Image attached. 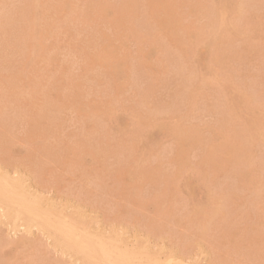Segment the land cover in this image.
I'll return each mask as SVG.
<instances>
[{
	"label": "rangeland",
	"instance_id": "rangeland-1",
	"mask_svg": "<svg viewBox=\"0 0 264 264\" xmlns=\"http://www.w3.org/2000/svg\"><path fill=\"white\" fill-rule=\"evenodd\" d=\"M67 1L68 0H39V1L35 0V2H34L33 0H14V1L13 0H0V6H1L0 7V44H1L0 45V69H1L0 70V96L3 94L22 96V95H25L28 93H32L35 95H40V94L44 95L45 94V95H48L49 97H52V96H59L61 98L66 97L67 102L65 103V105L67 107L65 108V110H72V109L73 110H79V112H80V120L79 121H80L81 126L86 124L88 126H94V127H98V126L111 127L113 130L112 131L113 135H115L114 137H116L117 140H119V141L121 140L122 142H125V143H127V145H129L128 153L129 154L133 153L135 155L134 158H137V157L140 158L139 156H140L141 152L152 154V157L157 158L159 160H169L171 158L172 161L170 160V164L173 166H176L174 168L176 170V178H175L174 182L176 184H182V185L184 184L187 186V188L189 186L192 190V196H193L192 197V200H193L192 213H193V215L201 216L203 214V213H200L196 210V205L199 204L200 202H202L203 200L207 201V199L204 197L205 194L209 196V198H208L209 202H213L212 197L210 195L211 193H212V195H215L219 192V195L225 196V197H223V201H235L237 199V197H235V196L240 195V197L237 199V201L240 203L238 208L235 210L225 211L224 213L237 216V222L234 225L237 228V233L239 236V245L241 246L242 250L245 253H247L248 248L250 246V248H252V253H253V249H255V252H256V257H255L256 261L255 262H256V264H264V185H263L264 184V99H262V98H264V82H263L264 81V77H263L264 76L263 75V73H264V59L263 58L260 59V57H262V53L264 54V51H263L264 50V39H262V38H264V36H263V33H264V30H263V28H264V0H253L256 3L253 2L252 0L251 1L247 0L244 2H241L242 0H239L240 2L238 0H134L135 2L133 0H115V1L114 0H89V1L88 0H77V2H76V0H73V1L70 0L68 2ZM120 1H122V3ZM36 2L38 3V5ZM114 2H115V4H114ZM180 2H183V3H180ZM207 2H209V3L214 2L213 5L211 3L210 6H212V9H214L213 11H215L216 13L215 12L213 13V11L210 10L211 9L210 6H209V8L206 7L209 4ZM236 2H237V4H236ZM33 3L35 4L34 5L35 8L33 6ZM97 3H101V4H97ZM116 3H117V6H116ZM132 3H134V4H132ZM153 3H155V4H153ZM245 3H247V4H245ZM44 4H45V6H44ZM62 4L64 6H62ZM162 4H163V6H162ZM200 4H202V5H200ZM39 5H40V7H39ZM68 5L70 8L68 7ZM133 5L135 6L136 9L133 8L134 7ZM196 5H197V7H196ZM236 5H238V6H236ZM240 5H242V7H239ZM251 5H252V7L254 5L253 8H255V9L251 8ZM122 7H123V9H122ZM198 7H199V9H198ZM248 7H249V9H248ZM36 8L37 9L39 8V9L37 11H35ZM108 8H110V9H108ZM175 8H176V10H175ZM181 8H182V10H181ZM217 8H218V10H217ZM229 8L234 9V12H233V10H230ZM236 8H238V9H236ZM204 9H205V11H204ZM207 9H209L211 11V14H210L209 10L206 11ZM246 9H248V10H246ZM251 9H253V10H251ZM11 10L13 12H11ZM89 10L91 12H89ZM200 10H202V11H200ZM228 10H230V11H228ZM64 11H65V13H64ZM66 11H68V12H66ZM104 11L107 13H105ZM119 11L121 12L120 13L121 15L119 14ZM203 11H204V13H202ZM254 11H256L257 13ZM133 12H134L135 18H134ZM198 12H200V13H198ZM206 12L207 13L209 12L208 14H210V15L206 14ZM34 13H35V15H34ZM102 13H104V14L102 15ZM217 13L219 14L218 16H217ZM252 13H255L253 15H256V16L258 14L260 15V13H262V15H260L261 17L259 15H258V17H256V16L252 17ZM36 14L38 15L39 18L37 17ZM86 14H89V16H87ZM110 14H112V15H110ZM143 14L145 16H143ZM199 14L201 15V17L199 16ZM90 15H92V17ZM105 15H107V16H105ZM142 16L144 18H142ZM162 16H164V17H162ZM171 16L173 17L172 19H171ZM207 16H209L208 19H210L211 22H213L212 20L215 19L213 22V26H211L212 25L211 22L208 19H206ZM31 17H33V18H31ZM43 17H44V19H43ZM139 17H140V19H139ZM167 17L169 19H166ZM220 17L221 18L223 17V18L221 19ZM177 18L179 19V21L181 23L178 21ZM50 19H51V21H50ZM126 19H128V20H126ZM144 19H145V21H144ZM131 20H132V22H131ZM172 20H173V23L171 25ZM182 20H183V22H182ZM216 20H217V22H216ZM36 21H38V23H34ZM139 21L140 22L143 21V22H141L142 25L144 24V22L146 25L147 24L148 25L145 26V24H144V26H145L144 27L140 24ZM175 21L177 22L178 25L175 24L176 23ZM193 21H195V22H193ZM198 21H199V23L197 24ZM219 21H221L222 24ZM226 21H228V23ZM235 21H237V22H235ZM238 21L240 22V25H238L239 24ZM43 22H45V24ZM51 22H53V23H51ZM224 22H225V24H229V26L223 24ZM22 23L24 26L22 25ZM70 23L72 24V26ZM115 23H116V25H115ZM119 23H121V24H119ZM243 23H245L247 25H245ZM73 24L75 27L73 26ZM203 24L204 25L208 24L207 26H204L206 29L203 28ZM214 24H215V26L217 24V26L219 28L217 26L214 27ZM66 25L69 27H66ZM121 25H122V29L124 28L123 30L120 29ZM242 25H245L247 28H245V26H243V29H239V28H242V27H240ZM78 26H80L81 28L80 27L78 28ZM99 26H100V28H99ZM232 26H234L235 28H232ZM38 27H39V31H38ZM139 27H142V29L140 28L141 32L137 31V29ZM225 27L226 28L229 27V28L226 29ZM89 28H90V30H88ZM127 28H128V30H127ZM134 28L136 29V31ZM159 28H161V29H159ZM215 28L216 29L218 28V30H216V32H215L216 35L214 34L215 35L214 36V35H212L214 33L212 30L215 31ZM230 28L232 30L233 29H235V30L232 31ZM250 28H252L251 31H250ZM70 29H73V30H70ZM229 29H230V31H229ZM97 30H99L100 32ZM132 30H134V31H132ZM226 30L229 31L228 34H227L228 31H226ZM223 31L226 33H224ZM252 31L254 32V34ZM9 32H10V34H8ZM47 32H48V34H46ZM69 32L71 33V35ZM76 32H77V34H76ZM83 32H85V34ZM135 32H137V33L139 32L140 35H138L139 33L137 34ZM168 32H170V33H168ZM233 32L235 34H238V35L236 36L235 34H233ZM257 32H258V34H257ZM31 33H33V34H31ZM123 33H125V34L123 35ZM127 33H129V35ZM219 33H221V36L219 35ZM244 33H247V34H244ZM135 34H137V35H135ZM225 34L226 35L230 34V35H232V37L231 36L226 37ZM41 35H43V37ZM47 35L48 36L50 35V36L48 37ZM94 35H95V37H94ZM99 35H100V37H99ZM222 35L225 36L226 39L225 38L223 39ZM243 35L246 36L245 39H244ZM5 36H8V37H5ZM37 36L39 39L37 38ZM56 36H57V38H56ZM62 36H64V38ZM109 36H111V37H109ZM137 36L138 37L140 36V37L137 38ZM239 36H241V37H239ZM89 37H90V39H89ZM117 37H118V39H117ZM154 37H155V39H154ZM210 37L213 39H211ZM87 38H88V40H87ZM238 38H240V39H238ZM242 38L244 40H242ZM41 39H43L44 41ZM84 39H86V40H84ZM158 39H161L163 42L161 40H159V42L161 41L164 44H159ZM231 39H234V40H231ZM246 39H248V40H246ZM32 40L34 43L32 42ZM156 40L158 43L156 42ZM227 40H228L227 45L230 44L232 47L230 45H228V47L225 46V43ZM250 40L252 41V43L253 42H255V43H253V45H248V42H249V44L251 42ZM257 40H258L259 45L257 43ZM35 41H37V44L35 43ZM240 41H241V44L238 43ZM60 42H62L63 44H61ZM77 42H79L80 44L79 43L77 44ZM93 42H94V44H93ZM261 42H262V44H261ZM13 43H14V45H13ZM52 44H53V47H52ZM158 44H159V46H158ZM219 44H221V46ZM62 45H64V46H62ZM84 45L86 46V48L84 47ZM257 45L261 46V47H258ZM37 46H40V49ZM153 46H155V47H153ZM217 46L220 47V49ZM239 46H240V48H239ZM243 46L244 47L246 46V47L244 48ZM253 46H254V48H252ZM50 47L52 49H50ZM68 47H69V49H68ZM157 47H158V49H157ZM248 47H251V48L248 49ZM228 48H231V49H229L231 51V54L229 53L230 51L228 50ZM232 48L237 54L234 52L233 53L238 55V56H236L232 53ZM138 49H139V51H138ZM161 49H162V51H161ZM167 49L168 50L170 49L169 52L171 55L169 54ZM224 49H226V50H224ZM118 50H119V52H118ZM121 50H122V52H121ZM218 50L220 53L217 52ZM249 50H251V52ZM254 50H256V52ZM36 51H37V53H36ZM57 51H58V53H57ZM247 51H249V52H247ZM252 51H253V53H252ZM257 51H258V53H257ZM98 52H99V54H98ZM171 52H173V53H171ZM259 52L261 54H259ZM174 53H176V54H174ZM213 53H214V55H213ZM215 53L216 54L218 53V54L216 55ZM36 54H39V56ZM220 54H222V55H220ZM239 54L241 57H239ZM31 55L33 57L36 55V58L32 57V60H31ZM218 55L220 58L217 57ZM254 55H256V56H254ZM58 56H59V58H58ZM176 56L178 57V60L180 62L178 60H176L177 59ZM230 56H231V59H230ZM233 56L237 59H235ZM250 56H252V57L254 56V58H252ZM95 57H97L98 59ZM160 57H161V59H160ZM168 57L170 59H168ZM65 58H66V60H65ZM186 58L188 59V61ZM244 58H245V60H244ZM108 59H110V60L108 61ZM217 59H218V62H217ZM259 59L261 60L260 66H258V64L260 62ZM163 60H164V62H163ZM232 60H233V62H231ZM29 61H30V63H29ZM95 61H96V63H95ZM119 61H121V62L119 63ZM234 61H236V63ZM239 61H241L242 63ZM53 62L57 65H55ZM90 62H92V63H90ZM98 62H99V64H98ZM107 62L109 63V65ZM237 62H239V63L237 64ZM249 62H251V63H249ZM6 63H8V64H6ZM59 63H60V65H59ZM111 63L113 64L114 67L112 66ZM173 63H175V64H173ZM189 63L194 65V67H196V68H194ZM252 63L255 64L256 66L255 65L253 66ZM26 64H27V66H26ZM150 64L155 68H153ZM157 64L159 66H157ZM188 64L190 66L189 68H188ZM239 64L241 65V67ZM154 65H156L157 67ZM168 65L170 67L172 66L171 67L172 69L175 68L178 72L173 71L175 69H173V70L171 69V71H170L169 70L170 67H168ZM175 65H177V66H175ZM217 65L219 66V68ZM50 66L51 67L53 66V67L49 68ZM93 66H96L98 69L93 67ZM111 66L114 70L111 68ZM121 66H122V68H121ZM163 66H164V68H163ZM210 66H212V67H210ZM176 67L181 69V75H180V69H178ZM232 67L234 68L233 70H235L237 74L236 73L233 74V70L231 71ZM237 67H239V68H237ZM184 68L186 71L184 70ZM229 68H231V69L228 70ZM9 69H10V71H9ZM37 69H39V70H37ZM115 69H117V70H115ZM191 69H194V70H191ZM195 69H196V71H195ZM211 69H213V71H216V72L219 70V72L213 73V71H210ZM250 69H252V70H250ZM85 70L90 71V72H87ZM208 70L210 72H208ZM222 70L223 71L226 70V73L224 72V74H223ZM249 70L251 71L250 73L248 72ZM1 71H3L2 74H1ZM16 71L18 72L17 74H16ZM38 71H40V72H38ZM56 71H57V73H56ZM165 71H168V72H165ZM194 71L196 73H198V75ZM74 72H75V74H74ZM172 72L175 73V75L177 74L176 78ZM191 72H192V74H191ZM204 72L207 74H205ZM238 72H239V77H238ZM111 73L113 75H111ZM194 73H195V75H194ZM209 73H210V75H209ZM108 74H110V76H108ZM131 74H132V76H131ZM170 74H172V75H170ZM19 75H20V77H19ZM35 75H37V76H35ZM89 75H91V76H89ZM94 75H97V76H94ZM187 75H188V78L190 77L189 79L187 78ZM190 75L191 76L194 75V76L191 77ZM213 75H214V78H213ZM221 75H222V77H221ZM234 75H235V77H233ZM129 76L131 77V79ZM179 76H181L180 80H178L179 78H177ZM182 76H183V78H182ZM241 76H242V78H241ZM245 76H247V77H245ZM88 77H90V79ZM98 77H100V78L98 79ZM169 77H171V78H169ZM196 77L199 79L201 78V80L194 81V80H196V79H194ZM204 77H205V79H203ZM237 77H238L239 81H240V78L242 80L243 77L246 79H243L242 82H239L237 79H235ZM64 78H65V80H64ZM82 78H83V80H82ZM158 78L161 81L158 80ZM41 79H43V80H41ZM101 79H102L103 83H102ZM184 79H186V81ZM232 79L235 80L234 84L232 82ZM248 79H251L252 81L248 80ZM14 80H15V82H13ZM79 80H80V82H79ZM123 80H124V82L122 83ZM162 80L163 81L165 80L166 83L163 82ZM173 80H174L175 84L178 82L177 83L178 85L177 84L175 85ZM92 81H94L95 83ZM118 81H120V83ZM157 82H159V84ZM198 82L200 84V87L202 88V91H201V89H199L200 87L198 86ZM236 82H238V84ZM163 83H165L166 85ZM80 84H81V86H79ZM154 84H155V86H154ZM192 84H193V86H192ZM202 84L204 85V88H203ZM144 85H145V87H144ZM148 85H149V88H148ZM161 85H163V88ZM173 85H174V87H173ZM183 85H184V87H183ZM205 85L207 86V89H206ZM129 86H130V90H128ZM169 86H170L171 90H170ZM239 86H241V87H239ZM135 87H136V89H135ZM182 87L184 88V91H182V89H181ZM190 87H193V90H191ZM242 87L243 88L245 87V89H243ZM119 88L122 91L123 90L124 91L123 92L120 91ZM142 88L144 89V91ZM39 89H41V90H39ZM175 89H176V92H175ZM186 89H190V90L186 91ZM246 89H248V90H246ZM159 90L161 92H159ZM165 90H167V91H165ZM137 91H138V93H137ZM155 91H157V92H155ZM172 91H174L175 94ZM177 91H178V93L181 92L180 95L177 93ZM189 91H190V93L188 96L186 93H188ZM203 91H205V93L208 91L212 96L207 92L208 94H206L207 95V97H206V95L203 93ZM140 92L142 94H139ZM153 92H155L156 94ZM183 92L184 93L186 92L185 95L183 94ZM200 92H202L203 94ZM116 93H118L120 96ZM136 93H137V95H136ZM162 93L165 95L167 94L168 97H167V95L161 96V95H163ZM171 93H173L174 95H172ZM259 93L260 94L263 93V94H261L262 96ZM146 94L148 96H146ZM158 94L160 96H158ZM202 95L204 96V98H201V97H203ZM250 95L251 96L253 95L252 96L253 98ZM258 95L260 96V98ZM126 96H128V97H126ZM198 96H200V99H198L199 98ZM164 97H165V99L167 98V100L163 99ZM175 97H177V98L174 99ZM180 97H183V98L186 97V98L180 99ZM187 97H189L191 100ZM192 97H193V99H195L194 101H196V102H193ZM209 98H210V100H209ZM121 100H122V102H121ZM180 100H182V103ZM234 100H236L237 102ZM154 101H156L157 103H154ZM188 101L190 103H192L193 105L196 103L194 106H198V105L199 106L193 108V106L191 104L187 103ZM199 101H201V102L198 103ZM211 101H212V104L210 105L209 103H211ZM233 101L237 104V106L235 105V103ZM256 101L259 103H257ZM138 103H141V104H138ZM152 103L154 105H152ZM232 103H233V105H232ZM123 104H124V107L126 106L125 108L123 107ZM130 104H131V106H130ZM156 104H158V105L160 104L161 106L160 105L158 106ZM171 104H172V106H171ZM187 104H189V106H192L191 108H193L194 110L189 109V106ZM256 104L257 105L261 104V105L257 106ZM128 105L130 107H128ZM175 105H177V106H175ZM231 106H234V107H231ZM131 107H133L132 109L134 110V112H132L133 110L130 111ZM186 107H188V108H186ZM144 108H146V110H149V112L145 110L147 112V114H149V115L145 114L146 112L144 111ZM174 108L176 109L175 111H174ZM196 108L198 109V111H200V110H202V111L197 112ZM182 109H183V111H182ZM155 110H157V111H155ZM186 110H187V112L188 111L194 112L193 115L190 112H188V113H190L188 115ZM154 111H155V113H154ZM159 111H161V112H159ZM156 112L160 116L162 114L163 115L161 117L157 116ZM165 112H167V113H165ZM172 112L174 113L173 115H172ZM177 112L179 114H181V112H182V114L177 115L178 114ZM195 113H197V114H195ZM200 113H202V114H200ZM186 114H187V116H186ZM168 115H170V116L168 117ZM194 115L197 117H195ZM153 116H154V118L156 117L155 120L158 122H156L154 120ZM178 116H179V118H177ZM181 116H182V120H181ZM200 116H202V117H200ZM259 116L261 118H259ZM170 117L172 118V120ZM168 118H170V119L168 120ZM234 118H236V119H234ZM160 119H162L163 121ZM164 119H167V121ZM177 119H179L180 121ZM195 119L197 120V122L195 121ZM202 119L203 120L205 119L204 121L207 122V124L205 122H203L201 124ZM189 120H191V122L193 121L192 124H194V126L192 124H190L191 122H189ZM185 121L187 123H185ZM175 122L178 125H176ZM198 122H199V124H198ZM181 123H182V125H181ZM158 124H160V125H158ZM186 124H189V125H186ZM180 125L182 127H180ZM209 125H210V127H209ZM173 126L176 127V129H174ZM187 126H189V127H187ZM178 127H180V129L182 128L183 130L182 129L179 130ZM183 127L187 129V130L186 129L185 130H186V132L188 131V133L185 132ZM256 128H257V130H256ZM203 129H204V131H203ZM179 131L183 132V133L182 132L181 133H182V136L184 138L182 136L178 135V134L181 135V133H179ZM193 133H196V134L199 133L197 135V141L195 138L196 134L193 135ZM200 133H202V134H200ZM189 134H192V135H189ZM200 136L202 137V139L200 138ZM204 136L206 138H204ZM218 137H220V138L217 139ZM180 138H182L183 142L181 141ZM190 138L194 139L193 140L194 143H192L193 141H190L191 143L188 141V140H190ZM203 138H204V141H201L198 143V140H200V139L203 140ZM173 140H174V142H173ZM195 141H196V143H195ZM219 141L221 142V145H219V143H220ZM169 142H170V144H168ZM203 142H205V143L203 144ZM208 142L210 143V147L208 145L209 144ZM224 143L227 144L228 146L225 145ZM245 143H247V144L244 146ZM190 144L193 145L194 147L193 146L190 147ZM213 144L216 145V147L212 146L214 149V152L212 153L213 149H212L211 145H213ZM163 145H164V147H163ZM182 145L185 148H182L183 147ZM198 145H199V147H197ZM201 145H203V146H201ZM224 145L226 146L225 149L223 148ZM248 145H249V147H248ZM161 146H162V150L160 151ZM186 146H188V147L186 148ZM218 147H219V149H218ZM164 148H166V149H164ZM189 148H190V150H189ZM195 148H197L198 150H196ZM253 148L258 149V150H254ZM116 149H117L116 147H112L111 151L112 152L119 151ZM184 149H186V151H188V153L186 151L184 152ZM191 149H192V151H191ZM208 150L209 151L211 150V152H209ZM215 150H217V151H215ZM248 150H249V152H248ZM196 151L198 154L196 153ZM207 151H208V153H206ZM183 152H184V154H183ZM200 152H201V154H200ZM218 152L221 155L218 154ZM185 153H186V155H185ZM227 153H228V157H226ZM232 153H233V155H231ZM194 154H196V155H194ZM241 154H243V155H241ZM253 154H255V155H253ZM237 155H239V156H237ZM209 156H213V157H209ZM229 156L231 159L229 158ZM253 156H254V158H253ZM166 157H167V159H166ZM188 157H190L189 161H188ZM203 157L205 159H203ZM181 158L183 160H181ZM224 158L227 160H225ZM251 158L253 161L250 160ZM257 158H258V160H257ZM198 159H199V161H198ZM212 159H214L213 160L214 162L211 161ZM232 159H234V160H232ZM246 159H247V161H246ZM231 160H232V162H230ZM237 160L240 162L239 164H238ZM234 161L237 162L236 165H235ZM248 161L250 162V164ZM245 162H246V164H245ZM191 164L193 165V167L191 166ZM227 164H229V165H227ZM162 165H167V164H162ZM201 165L203 166L202 168H200ZM205 165L207 168L205 167ZM168 166L170 169L171 168L173 169L172 166H170V165H168ZM215 166H216V168H215ZM217 167H218V169L220 168L219 169L220 171L217 169ZM164 168H166V167H164ZM202 169H204V173L206 174V175L204 174L205 176L203 174L201 175V173L203 171ZM208 169H210V170H208ZM229 169H232L231 170L232 172H230ZM216 170H217V172H216ZM233 170L236 171V173H234ZM244 170H245V172H244ZM221 171H222V173H221ZM198 172L200 173L199 175H201V176H199L197 174ZM241 172H242V174L240 175ZM252 172H254L256 175ZM127 173H128V171H127ZM250 173H252V174H250ZM0 174H1L0 175V177H1L0 178V264H89V263L90 264H207V263L202 261V259H204V258L206 259V254L203 252H201L199 254V257L195 261L187 262V261H184V259L177 256V254H175L174 252H171L164 245L161 246V248H155L154 249V247L152 246V244L150 242H144L143 243L141 237H138V234L134 229L125 228V227H109V226L107 227L101 221L100 216H98L95 212L79 205L78 203L74 202L73 200L58 198L52 193H49V192H46V191H43V190H40L39 188H37L35 186V184H33V182L31 181V178L29 177V175L23 170H20V169L8 170V169H6L4 167L2 168V166H0ZM234 174H235V176H234ZM236 175H238V176H236ZM242 176H244V177H242ZM228 178L232 179L233 181L231 180V182H233L234 184L231 183L230 179H228ZM225 179L229 180V181H226ZM1 180L3 182H1ZM211 180H213V181H211ZM218 180H220L221 182L220 181L218 182ZM7 181L9 182V184L6 183ZM254 181H256V182H254ZM257 181H259V183ZM235 185H236V187H235ZM237 185L240 187V189L238 188ZM207 186H208V188H207ZM255 186L258 188H256ZM259 187H261V188H259ZM228 188H230V189H228ZM234 188H236V189H234ZM231 189L232 190L234 189V191H231ZM240 190L241 191L243 190V191L240 193ZM209 192H210V194H209ZM234 192H235V194H233ZM237 193H238V195H237ZM248 193H249V195H248ZM231 194H233V195H231ZM254 194H255V196H254ZM212 204H214V203H212ZM253 205L255 206V208L253 207ZM248 206H250L249 209H248ZM49 220L54 221L55 224H51L49 222ZM63 223L65 225H63ZM92 223L94 225V228H91ZM56 224H58V225L56 226ZM58 226H60L62 228L66 227V230L64 231L62 229L63 230V233H62V232H60L62 230ZM95 226H96V228H95ZM30 231H31V233H29ZM77 232L81 236L79 239V243H84L85 246L84 245L78 246L77 240L72 238L71 234H74ZM254 234H255V242L253 240ZM247 235H249V237H250L249 241L247 240ZM40 236H42V238ZM243 236H245V237H243ZM98 239H99L100 243H98ZM28 240H30V243H28ZM96 243H98V244L96 245ZM88 244H90L91 246L89 247ZM103 245L106 246L109 250H111V252H113V254L110 255L109 257L103 255L101 252V248L103 247ZM98 250H100V251H98ZM148 251L151 252L152 254L148 255L147 254ZM122 253H124L125 256Z\"/></svg>",
	"mask_w": 264,
	"mask_h": 264
},
{
	"label": "crops",
	"instance_id": "crops-1",
	"mask_svg": "<svg viewBox=\"0 0 264 264\" xmlns=\"http://www.w3.org/2000/svg\"><path fill=\"white\" fill-rule=\"evenodd\" d=\"M66 102L45 94L1 95L0 166L25 171L40 190L95 212L107 227L134 229L143 243L164 245L184 261L203 252L207 264H256L255 249L245 253L239 245L237 216L224 213L238 208L239 196L223 201L218 192L209 202L205 194L207 201L196 205L203 214L193 215L192 190L174 182L170 160L142 152L134 158L111 127L81 126L79 110H65Z\"/></svg>",
	"mask_w": 264,
	"mask_h": 264
},
{
	"label": "bare ground",
	"instance_id": "bare-ground-1",
	"mask_svg": "<svg viewBox=\"0 0 264 264\" xmlns=\"http://www.w3.org/2000/svg\"><path fill=\"white\" fill-rule=\"evenodd\" d=\"M13 1H14V0H13ZM33 1L35 2V0H33ZM38 1H39V0H38ZM68 1H70V0H68ZM68 1H67V2H68ZM72 1H73V0H72ZM88 1H89V0H88ZM114 1H115V0H114ZM133 1H134V0H133ZM238 1H239V0H238ZM244 1H247V0H242L241 2H244ZM248 1H249V0H248ZM250 1H251V0H250ZM252 1H253V0H252ZM61 2H62V1H61ZM76 2H77V0H76ZM120 2L122 3V1H120ZM130 2H131V1H130ZM134 2H135V1H134ZM163 2H164V1H163ZM166 2H167V1H166ZM234 2H235V1H234ZM239 2H240V1H239ZM253 2H255V1H253ZM17 3H18V2H17ZM36 3H37V2H36ZM49 3H50V2H49ZM80 3H81V2H80ZM164 3H165V2H164ZM180 3H183V2H180ZM207 3H209V2H207ZM211 3H212V2H211ZM211 3H209L208 6H206V7L209 8V6H210ZM213 3H214V2H213ZM213 3H212V5H213ZM228 3H229V2H228ZM249 3H250V2H249ZM255 3H256V2H255ZM5 4H6V3H5ZM67 4H68V3H67ZM87 4H88V3H87ZM91 4H92V3H91ZM97 4H101V3H97ZM114 4H115V2H114ZM129 4H130V3H129ZM129 4H128V5H129ZM132 4H134V3H132ZM153 4H155V3H153ZM175 4H176V3H175ZM236 4H237V2H236ZM243 4H244V3H243ZM245 4H247V3H245ZM251 4H252V3H251ZM9 5H10V4H9ZM26 5H27V4H26ZM34 5H35V4L33 3V6H34ZM37 5H38V3H37ZM73 5H74V4H73ZM88 5H89V4H88ZM92 5H93V4H92ZM92 5H91V6H92ZM104 5H105V4H104ZM107 5H108V4H107ZM120 5H121V4H120ZM120 5H119V6H120ZM130 5H131V4H130ZM160 5H161V4H160ZM198 5H199V4H198ZM200 5H202V4H200ZM214 5H215V4H214ZM217 5H218V4H217ZM234 5H235V4H234ZM238 5H239V4H238ZM238 5H236V6H238ZM249 5H250V4H249ZM44 6H45V4H44ZM47 6H48V5H47ZM62 6H64V5L62 4ZM96 6H97V5H96ZM105 6H106V5H105ZM116 6H117V3H116ZM121 6H122V5H121ZM133 6H134V5H133ZM138 6H139V5H138ZM162 6H163V4H162ZM181 6H182V5H181ZM203 6H204V5H203ZM231 6H232V5H231ZM0 7H1V6H0ZM36 7H37V6H36ZM39 7H40V5H39ZM68 7H69V5H68ZM99 7H100V6H99ZM112 7H113V6H112ZM124 7H125V6H124ZM166 7H167V6H166ZM196 7H197V5H196ZM210 7H211L210 10L213 11L214 9H212V6H210ZM239 7H242V5H240ZM253 7H254V5H253ZM253 7H252V5H251V8H253ZM6 8H7V7H6ZM12 8H13V7H12ZM34 8H35V6H34ZM50 8H51V7H50ZM62 8H63V7H62ZM69 8H70V7H69ZM95 8H96V7H95ZM103 8H104V7H103ZM129 8H130V7H129ZM133 8H135V6H134ZM140 8H141V7H140ZM213 8H214V7H213ZM234 8H235V7H234ZM21 9H22V8H21ZM38 9H39V8H38ZM38 9L36 8L35 11H37ZM87 9H88V8H87ZM90 9H91V8H90ZM104 9H105V8H104ZM106 9H107V8H106ZM108 9H110V8H108ZM122 9H123V7H122ZM124 9H125V8H124ZM135 9H136V8H135ZM135 9H134V10H135ZM167 9H168V8H167ZM198 9H199V7H198ZM200 9H201V8H200ZM229 9H230V10H233V12H234V9H231V8H229ZM236 9H238V8H236ZM248 9H249V7H248ZM248 9H246V10H248ZM253 9H255V8H253ZM253 9H251V10H253ZM63 10H64V9H63ZM119 10H120V9H119ZM127 10H128V9H127ZM131 10H132V9H131ZM139 10H140V9H139ZM161 10H162V9H161ZM175 10H176V8H175ZM181 10H182V8H181ZM184 10H185V9H184ZM208 10H209V9H207L206 11H208ZM210 10H209V12H210V14H211V11H210ZM217 10H218V8H217ZM230 10H228V11H230ZM74 11H75V10H74ZM135 11H136V10H135ZM162 11H163V10H162ZM166 11H167V10H166ZM196 11H197V10H196ZM200 11H202V10H200ZM204 11H205V9H204ZM204 11H203L202 13H204ZM236 11H237V10H236ZM11 12H13V11L11 10ZM38 12H39V11H38ZM66 12H68V11H66ZM87 12H88V11H87ZM89 12H91V11L89 10ZM100 12H101V11H100ZM104 12H105V11H104ZM209 12H208V13H209ZM214 12H215V11H213V13H214ZM254 12H256V11H254ZM258 12H259V11H258ZM17 13H18V12H17ZM47 13H48V12H47ZM54 13H55V12H54ZM64 13H65V11H64ZM105 13H107V12H105ZM112 13H113V12H112ZM120 13H121V12L119 11V14H120ZM124 13H125V12H124ZM128 13H129V12H128ZM139 13H140V12H139ZM139 13H138V14H139ZM150 13H151V12H150ZM158 13H159V12H158ZM172 13H173V12H172ZM198 13H200V12H198ZM208 13L206 12V14H208ZM215 13H216V12H215ZM218 13H219V12H218ZM218 13H217V16L219 15ZM229 13H230V12H229ZM256 13H257V12H256ZM2 14H3V13H2ZM18 14H19V13H18ZM20 14H21V13H20ZM37 14H38V13H37ZM37 14H36V15H37ZM78 14H79V13H78ZM103 14H104V13H102V15H103ZM135 14H136V13H135ZM210 14H208V15H210ZM253 14H255V13H252V17H253V16H256V15H253ZM34 15H35V13H34ZM57 15H58V14H57ZM86 15L89 16V14H86ZM97 15H98V14H97ZM110 15H112V14H110ZM120 15H121V14H120ZM131 15H132V14H131ZM133 15H134V12H133ZM172 15H173V14H172ZM230 15H231V14H230ZM246 15H247V14H246ZM258 15H259V14H258ZM258 15H257L256 17H258ZM260 15H262V13H260ZM260 15H259V16H260ZM3 16H4V15H3ZM8 16H9V15H8ZM66 16H67V15H66ZM90 16L92 17V15H90ZM99 16H100V15H99ZM105 16H107V15H105ZM124 16H125V15H124ZM143 16H145V15L143 14ZM143 16H142V18H144ZM199 16L201 17L200 14H199ZM211 16H212V15H211ZM213 16H214V15H213ZM215 16H216V15H215ZM220 16H221V15H220ZM249 16H250V15H249ZM37 17H38V15H37ZM54 17H55V16H54ZM74 17H75V16H74ZM93 17H94V16H93ZM108 17H109V16H108ZM108 17H107V18H108ZM118 17H119V16H118ZM131 17H132V16H131ZM162 17H164V16H162ZM162 17H161V18H162ZM246 17H247V16H246ZM260 17H261V16H260ZM17 18H18V17H17ZM31 18H33V17H31ZM31 18H30V19H31ZM38 18H39V17H38ZM55 18H56V17H55ZM59 18H60V17H59ZM75 18H76V17H75ZM89 18H90V17H89ZM125 18H126V17H125ZM134 18H135V15H134ZM172 18H173V17L171 16V19H172ZM205 18H206V17H205ZM208 18H209V16H207L206 19H208ZM220 18H221V17H220ZM222 18H223V17H222ZM222 18H221V19H222ZM249 18H250V17H249ZM43 19H44V17H43ZM62 19H63V18H62ZM67 19H68V18H67ZM81 19H82V18H81ZM93 19H94V18H93ZM102 19H103V18H102ZM120 19H121V18H120ZM128 19H129V18H128ZM128 19H126V20H128ZM131 19H132V18H131ZM139 19H140V17H139ZM164 19H165V18H164ZM164 19H163V20H164ZM166 19H169V18L167 17ZM166 19H165V20H166ZM177 19H178V18H177ZM194 19H195V18H194ZM194 19H193V20H194ZM197 19H198V18H197ZM200 19H201V18H200ZM200 19H199V20H200ZM255 19H256V18H255ZM261 19H262V18H261ZM16 20H17V19H16ZM74 20H75V19H74ZM83 20H84V19H83ZM97 20H98V19H97ZM116 20H117V19H116ZM159 20H160V19H159ZM191 20H192V19H191ZM208 20L210 21V19H208ZM214 20H215V19H214ZM214 20H212V21L214 22ZM233 20H234V19H233ZM252 20H253V19H252ZM257 20H258V19H257ZM45 21H46V20H45ZM50 21H51V19H50ZM54 21H55V20H54ZM54 21H53V22H54ZM103 21H104V20H103ZM117 21H118V20H117ZM133 21H134V20H133ZM144 21H145V19H144ZM167 21H168V20H167ZM167 21H166V22H167ZM178 21H179V19H178ZM203 21H204V20H203ZM205 21H206V20H205ZM223 21H224V20H223ZM229 21H230V20H229ZM53 22H51V23H53ZM78 22H79V21H78ZM85 22H86V21H85ZM85 22H84V23H85ZM115 22H116V21H115ZM131 22H132V20H131ZM135 22H136V21H135ZM139 22H140V21H139ZM141 22H143V21H141ZM141 22H140V24L142 25ZM168 22H169V21H168ZM175 22H176V21H175ZM179 22H180V21H179ZM182 22H183V20H182ZM193 22H195V21H193ZM206 22H207V21H206ZM206 22H205V23H206ZM210 22H211V21H210ZM213 22H211V24H212L211 26H213ZM216 22H217V20H216ZM216 22H215V23H216ZM219 22H221V21H219ZM226 22L228 23V21H226ZM235 22H237V21H235ZM238 22H239V21H238ZM15 23H16V22H15ZM34 23H38V21H36V22H34ZM34 23H33V24H34ZM43 23L45 24V22H43ZM46 23H47V22H46ZM62 23H63V22H62ZM89 23H90V22H89ZM102 23H103V22H102ZM125 23H126V22H125ZM125 23H124V24H125ZM133 23H134V22H133ZM172 23H173V20H172V22H171V25H172ZM180 23H181V22H180ZM198 23H199V21L197 22V24H198ZM202 23H203V22H202ZM27 24H28V23H27ZM39 24H40V23H39ZM54 24H55V23H54ZM70 24H71V23H70ZM119 24H121V23H119ZM127 24H128V23H127ZM137 24H138V23H137ZM144 24H145V22H144ZM144 24H143L142 26H144ZM175 24H177V22H176ZM175 24H174V25H175ZM197 24H196V25H197ZM221 24H222V22H221ZM221 24H220V25H221ZM223 24H225V22H224ZM241 24H242V23H241ZM243 24H245V23H243ZM10 25H11V24H10ZM22 25H23V23H22ZM51 25H52V24H51ZM63 25H64V24H63ZM78 25H79V24H78ZM115 25H116V23H115ZM115 25H114V26H115ZM131 25H132V24H131ZM134 25H135V24H134ZM134 25H133V26H134ZM147 25H148V24H147ZM147 25L145 24V26H147ZM177 25H178V24H177ZM201 25H202V24H201ZM207 25H208V24H207ZM207 25H206V24H205V25L203 24V28H205L204 26H207ZM225 25H228V26H229V24H225ZM238 25H240V22H239ZM245 25H247V24H245ZM245 25L240 26V27H242V28H239V29H243V26H245ZM23 26H24V25H23ZM48 26H49V25H48ZM54 26H55V25H54ZM71 26H72V24H71ZM73 26H74V24H73ZM127 26H128V25H127ZM138 26H139V25H138ZM138 26H137V27H138ZM145 26H144V27H145ZM151 26H152V25H151ZM180 26H181V25H180ZM216 26H217V24H216ZM216 26H215V24H214V27H216ZM251 26H252V25H251ZM49 27H50V26H49ZM66 27H69V26L66 25ZM74 27H75V26H74ZM74 27H73V28H74ZM79 27H80V26H78V28H79ZM86 27H87V26H86ZM134 27H135V26H134ZM208 27H209V26H208ZM217 27H218V26H217ZM221 27H222V26H221ZM230 27H231V26H230ZM237 27H238V26H237ZM19 28H20V27H19ZM24 28H25V27H24ZM46 28H47V27H46ZM50 28H51V27H50ZM80 28H81V27H80ZM94 28H95V27H94ZM99 28H100V26H99ZM135 28H136V27H135ZM135 28H134V29H135ZM140 28L142 29V27H139V28H138L139 30L137 29V31H140V32H141ZM203 28H202V29H203ZM218 28H219V27H218ZM218 28H217V29L215 28V31L212 30L214 33H213V34L211 33V34L214 35L215 32H216V30H218ZM222 28H223V27H222ZM225 28H226V27H225ZM228 28H229V27H228ZM228 28H226V29H228ZM232 28H235V27L232 26ZM245 28H247V27L245 26ZM248 28H249V27H248ZM8 29H9V28H8ZM10 29H11V28H10ZM52 29H53V28H52ZM82 29H83V28H82ZM108 29H109V28H108ZM120 29H122V25H121V28H120ZM123 29H124V28H123ZM123 29H122V30H123ZM159 29H161V28H159ZM205 29H206V28H205ZM220 29H221V28H220ZM230 29H231V28H230ZM230 29H229V31H230ZM251 29H252V28H250V31H251ZM11 30H12V29H11ZM11 30H10V31H11ZM18 30H19V29H18ZM31 30H32V29H31ZM70 30H73V29H70ZM83 30H84V29H83ZM88 30H90V28H89ZM94 30H95V29H94ZM99 30H100V29H99ZM99 30H97V31H99ZM101 30H102V29H101ZM103 30H104V29H103ZM109 30H110V29H109ZM127 30H128V28H127ZM143 30H144V29H143ZM149 30H150V29H149ZM197 30H198V29H197ZM221 30H222V29H221ZM231 30H232V29H231ZM233 30H235V29H233ZM233 30H232V31H233ZM244 30H245V29H244ZM244 30H243V31H244ZM263 30H264V28H263ZM32 31H33V30H32ZM38 31H39V27H38ZM41 31H42V30H41ZM47 31H48V30H47ZM54 31H55V30H54ZM67 31H68V30H67ZM118 31H119V30H118ZM125 31H126V30H125ZM132 31H134V30H132ZM135 31H136V29H135ZM198 31H199V30H198ZM200 31H201V30H200ZM219 31H220V30H219ZM219 31H218V32H219ZM226 31H228V30H226ZM229 31L227 32V34L229 33ZM232 31H231V32H232ZM3 32H4V31H3ZM14 32H15V31H14ZM43 32H44V31H43ZM71 32H72V31H71ZM99 32H100V31H99ZM108 32H109V31H108ZM119 32H120V31H119ZM143 32H144V31H143ZM146 32H147V31H146ZM221 32H222V31H221ZM223 32H224V31H223ZM244 32H245V31H244ZM252 32H253V31H252ZM252 32H251V33H252ZM258 32H259V31H258ZM258 32H257V34H258ZM35 33H36V32H35ZM38 33H39V32H38ZM69 33H70V32H69ZM83 33L85 34V32H83ZM96 33H97V32H96ZM129 33H130V32H129ZM129 33H127V34L129 35ZM135 33H137V32H135ZM138 33H139V32H138ZM138 33H137V34H138ZM147 33H148V32H147ZM168 33H170V32H168ZM224 33H226V32H224ZM236 33H237V32H236ZM242 33H243V32H242ZM8 34H10V32H9ZM31 34H33V33H31ZM46 34H48V32H47ZM67 34H68V33H67ZM76 34H77V32H76ZM103 34H104V33H103ZM105 34H106V33H105ZM124 34H125V33H123V35H124ZM137 34H135V35H137ZM145 34H146V33H145ZM233 34H235V33L233 32ZM244 34H247V33H244ZM248 34H249V33H248ZM253 34H254V32H253ZM1 35H2V34H1ZM36 35H37V34H36ZM50 35H51V34H50ZM50 35H49V36H50ZM70 35H71V33H70ZM73 35H74V34H73ZM106 35H107V34H106ZM117 35H118V34H117ZM138 35H140V33H139ZM148 35H149V34H148ZM151 35H152V34H151ZM155 35H156V34H155ZM209 35H210V34H209ZM215 35H216V34H215ZM215 35H214V36H215ZM217 35H218V34H217ZM219 35L221 36V33H219ZM223 35H224V34H223ZM223 35H222V36H223ZM225 35H226V34H225ZM235 35L237 36L238 34H235ZM259 35H260V34H259ZM261 35H262V34H261ZM41 36L43 37V35H41ZM47 36H48V35H47ZM49 36H48V37H49ZM103 36H104V35H103ZM118 36H119V35H118ZM228 36H231V37H232V35H230V34H229V35H226V37H228ZM243 36H244V39H245L246 36H245V35H243ZM251 36H252V35H251ZM251 36H250V37H251ZM263 36H264V33H263ZM5 37H8V36H5ZM13 37H14V36H13ZM15 37H16V36H15ZM62 37L64 38V36H62ZM78 37H79V36H78ZM90 37H91V36H90ZM90 37H89V39H90ZM94 37H95V35H94ZM97 37H98V36H97ZM97 37H96V38H97ZM99 37H100V35H99ZM109 37H111V36H109ZM119 37H120V36H119ZM131 37H132V36H131ZM139 37H140V36H139ZM139 37L137 36V38H139ZM156 37H157V36H156ZM163 37H164V36H163ZM239 37H241V36H239ZM250 37H249V38H250ZM37 38H38V36H37ZM56 38H57V36H56ZM56 38H55V39H56ZM73 38H74V37H73ZM105 38H106V37H105ZM210 38H211V37H210ZM219 38H220V37H219ZM219 38H218V39H219ZM222 38L224 39L225 36H223ZM255 38H256V37H255ZM38 39H39V38H38ZM79 39H80V38H79ZM91 39H92V38H91ZM97 39H98V38H97ZM111 39H112V38H111ZM117 39H118V37H117ZM142 39H143V38H142ZM154 39H155V37H154ZM211 39H213V38H211ZM211 39H210V40H211ZM214 39H215V38H214ZM225 39H226V38H225ZM234 39H235V38H234ZM234 39H231V40H234ZM238 39H240V38H238ZM238 39H237V40H238ZM244 39L242 38V40H244ZM262 39H264V38H262ZM1 40H2V39H1ZM6 40H7V39H6ZM16 40H17V39H16ZM41 40H43V39H41ZM64 40H65V39H64ZM66 40H67V39H66ZM70 40H71V39H70ZM72 40H73V39H72ZM84 40H86V39H84ZM87 40H88V38H87ZM98 40H99V39H98ZM159 40H161V39H158V42H159ZM228 40H229V39H228ZM228 40L226 41V43L224 42V43H225V46H227V47H228V45H230V44L227 45ZM231 40H230V41H231ZM246 40H248V39H246ZM2 41H3V40H2ZM14 41H15V40H14ZM21 41H22V40H21ZM43 41H44V40H43ZM73 41H74V40H73ZM80 41H81V40H80ZM103 41H104V40H103ZM136 41H137V40H136ZM143 41H144V40H143ZM161 41H162V40H161ZM161 41L159 42V44H164V43H162L163 41H162V42H161ZM215 41H216V40H215ZM217 41H218V40H217ZM220 41H221V40H220ZM222 41H223V40H222ZM250 41H251V40H250ZM9 42H10V41H9ZM32 42H33V40H32ZM32 42H31V43H32ZM41 42H42V41H41ZM62 42H63V41H62ZM62 42H60V43L63 44ZM94 42H95V41H94ZM94 42H93V44H94ZM111 42H112V41H111ZM137 42H138V41H137ZM156 42H157V40H156ZM158 42H157V43H158ZM6 43H7V42H6ZM15 43H16V42H15ZM33 43H34V42H33ZM35 43L37 44V41H35ZM42 43H43V42H42ZM44 43H45V42H44ZM47 43H48V42H47ZM60 43H59V44H60ZM78 43H79V42H77V44H78ZM83 43H84V42H83ZM91 43H92V42H91ZM113 43H114V42H113ZM133 43H134V42H133ZM221 43H222V42H221ZM230 43H231V42H230ZM238 43L241 44V41L238 42ZM244 43H245V42H244ZM251 43H252V41L250 42V44H249V42H248V45H253V43H255V42H253L252 44H251ZM257 43H258V40H257ZM27 44H28V43H27ZM65 44H66V43H65ZM79 44H80V43H79ZM135 44H136V43H135ZM159 44H158V46H159ZM217 44H218V43H217ZM217 44H216V45H217ZM239 44H238V45H239ZM261 44H262V42H261ZM0 45H1V44H0ZM4 45H5V44H4ZM13 45H14V43H13ZM72 45H73V44H72ZM72 45H71V46H72ZM81 45H82V44H81ZM86 45H87V44H86ZM139 45H140V44H139ZM219 45L221 46V44H219ZM219 45H218V46H219ZM223 45H224V44H223ZM238 45H237V46H238ZM245 45H246V44H245ZM258 45H259V43H258ZM258 45H257V46H258ZM5 46H6V45H5ZM31 46H32V45H31ZM43 46H44V45H43ZM62 46H64V45H62ZM68 46H69V45H68ZM74 46H75V45H74ZM82 46H83V45H82ZM128 46H129V45H128ZM143 46H144V45H143ZM163 46H164V45H163ZM163 46H162V47H163ZM218 46H217V47H218ZM225 46H224V47H225ZM230 46H231V45H230ZM230 46H229V47H230ZM241 46H242V45H241ZM14 47H15V46H14ZM37 47H39V49H40V46H37ZM37 47H36V48H37ZM52 47H53V44H52ZM65 47H66V46H65ZM76 47H77V46H76ZM84 47L86 48L85 45H84ZM84 47H83V48H84ZM90 47H91V46H90ZM153 47H155V46H153ZM231 47H232V46H231ZM243 47H244V46H243ZM245 47H246V46H245ZM245 47H244V48H245ZM258 47H261V46H258ZM258 47H257V48H258ZM1 48H2V47H1ZM57 48H58V47H57ZM60 48H61V47H60ZM85 48H84V49H85ZM98 48H99V47H98ZM126 48H127V47H126ZM130 48H131V47H130ZM134 48H135V47H134ZM140 48H141V47H140ZM218 48L220 49V47H218ZM218 48H217V49H218ZM239 48H240V46H239ZM250 48H251V47H248V49H250ZM252 48H254V46H253ZM50 49H52V48L50 47ZM63 49H64V48H63ZM68 49H69V47H68ZM74 49H75V48H74ZM100 49H101V48H100ZM157 49H158V47H157ZM171 49H172V48H171ZM229 49H231V48H228V50H229ZM236 49H237V48H236ZM9 50H10V49H9ZM18 50H19V49H18ZM92 50H93V49H92ZM94 50H95V49H94ZM127 50H128V49H127ZM167 50H168V49H167ZM169 50H170V49H169ZM169 50H168V52H169ZM224 50H226V49H224ZM241 50H242V49H241ZM245 50H246V49H245ZM251 50H252V49H251ZM251 50H249V51L251 52ZM45 51H46V50H45ZM63 51H64V50H63ZM66 51H67V50H66ZM138 51H139V49H138ZM154 51H155V50H154ZM161 51H162V49H161ZM163 51H164V50H163ZM229 51H230V50H229ZM229 51H228V52H229ZM249 51H247V52H249ZM254 51L256 52V50H254ZM263 51H264V50H263ZM263 51H262V52H263ZM7 52H8V51H7ZM19 52H20V51H19ZM38 52H39V51H38ZM47 52H48V51H47ZM53 52H54V51H53ZM87 52H88V51H87ZM118 52H119V50H118ZM121 52H122V50H121ZM215 52H216V51H215ZM217 52H219V50H218ZM224 52H225V51H224ZM228 52H227V53H228ZM233 52L236 53V52L233 50V48H232V53H233ZM244 52H245V51H244ZM3 53H4V52H3ZM8 53H9V52H8ZM31 53H32V52H31ZM31 53H30V54H31ZM36 53H37V51H36ZM57 53H58V51H57ZM59 53H60V52H59ZM92 53H93V52H92ZM95 53H96V52H95ZM116 53H117V52H116ZM155 53H156V52H155ZM158 53H159V52H158ZM171 53H173V52H171ZM219 53H220V52H219ZM229 53L231 54V51H230ZM234 53H233V54H234ZM252 53H253V51H252ZM257 53H258V51H257ZM4 54H5V53H4ZM45 54H46V53H45ZM61 54H62V53H61ZM79 54H80V53H79ZM84 54H85V53H84ZM87 54H88V53H87ZM90 54H91V53H90ZM98 54H99V52H98ZM117 54H118V53H117ZM117 54H116V55H117ZM137 54H138V53H137ZM143 54H144V53H143ZM164 54H165V53H164ZM169 54H170V52H169ZM174 54H176V53H174ZM174 54H173V55H174ZM185 54H186V53H185ZM215 54H216V53H215ZM217 54H218V53H217ZM217 54H216V55H217ZM236 54H237V53H236ZM236 54H234V55H236ZM248 54H249V53H248ZM259 54H261V53L259 52ZM8 55H9V54H8ZM36 55L39 56V54H36ZM36 55L34 56L35 58H36ZM76 55H77V54H76ZM81 55H82V54H81ZM119 55H120V54H119ZM140 55H141V54H140ZM144 55H145V54H144ZM144 55H143V56H144ZM165 55H166V54H165ZM170 55H171V54H170ZM179 55H180V54H179ZM183 55H184V54H183ZM187 55H188V54H187ZM187 55H186V56H187ZM213 55H214V53H213ZM216 55H215V56H216ZM220 55H222V54H220ZM243 55H244V54H243ZM245 55H246V54H245ZM250 55H251V54H250ZM263 55H264V54L262 53V57H260V59H262V58L264 59V56H263ZM40 56H41V55H40ZM53 56H54V55H53ZM72 56H73V55H72ZM85 56H86V55H85ZM90 56H91V55H90ZM93 56H94V55H93ZM95 56H96V55H95ZM128 56H129V55H128ZM161 56H162V55H161ZM186 56H185V57H186ZM231 56H232V55H231ZM231 56H230V59H231ZM236 56H238V55H236ZM254 56H256V55H254ZM254 56H253V57L250 56V57L254 58ZM257 56H258V55H257ZM32 57H33V56L31 55V60H32ZM34 57H33V58H34ZM51 57H52V56H51ZM80 57H81V56H80ZM118 57H119V56H118ZM131 57H132V56H131ZM136 57H137V56H136ZM183 57H184V56H183ZM217 57L220 58L219 55H218ZM233 57H234V56H233ZM233 57H232V58H233ZM239 57H241L240 54H239ZM239 57H238V58H239ZM242 57H243V56H242ZM4 58H5V57H4ZM38 58H39V57H38ZM49 58H50V57H49ZM54 58H55V57H54ZM58 58H59V56H58ZM68 58H69V57H68ZM74 58H75V57H74ZM95 58H97V57H95ZM139 58H140V57H139ZM166 58H167V57H166ZM176 58H177L176 60H178V57H177V56H176ZM187 58H188V57H187ZM187 58H186V59H187ZM214 58H215V57H214ZM234 58H235V57H234ZM234 58H233V59H234ZM246 58H247V57H246ZM258 58H259V57H258ZM40 59H41V58H40ZM40 59H39V60H40ZM52 59H53V58H52ZM71 59H72V58H71ZM97 59H98V58H97ZM111 59H112V58H111ZM119 59H120V58H119ZM130 59H131V58H130ZM155 59H156V58H155ZM160 59H161V57H160ZM168 59H170V58L168 57ZM171 59H172V58H171ZM235 59H237V58H235ZM239 59H240V58H239ZM241 59H242V58H241ZM255 59H256V58H255ZM260 59H259V60H260ZM4 60H5V59H4ZM12 60H13V59H12ZM65 60H66V58H65ZM101 60H102V59H101ZM109 60H110V59H108V61H109ZM149 60H150V59H149ZM166 60H167V59H166ZM181 60H182V59H181ZM219 60H220V59H219ZM221 60H222V59H221ZM225 60H226V59H225ZM244 60H245V58H244ZM259 60H258V61H259ZM6 61H7V60H6ZM15 61H16V60H15ZM54 61H55V60H54ZM76 61H77V60H76ZM116 61H117V60H116ZM124 61H125V60H124ZM131 61H132V60H131ZM169 61H170V60H169ZM171 61H172V60H171ZM178 61H179V60H178ZM187 61H188V59H187ZM237 61H238V60H237ZM21 62H22V61H21ZM25 62H26V61H25ZM31 62H32V61H31ZM56 62H57V61H56ZM93 62H94V61H93ZM114 62H115V61H114ZM117 62H118V61H117ZM120 62H121V61H119V63H120ZM134 62H135V61H134ZM163 62H164V60H163ZM172 62H173V61H172ZM179 62H180V61H179ZM217 62H218V59H217ZM217 62H216V63H217ZM229 62H230V61H229ZM231 62H233V60H232ZM234 62L236 63V61H234ZM239 62H241V61H239ZM239 62H237V64H238ZM9 63H10V62H9ZM12 63H13V62H12ZM14 63H15V62H14ZM27 63H28V62H27ZM29 63H30V61H29ZM37 63H38V62H37ZM53 63H54V62H53ZM53 63H52V64H53ZM63 63H64V62H63ZM63 63H62V64H63ZM74 63H75V62H74ZM83 63H84V62H83ZM90 63H92V62H90ZM95 63H96V61H95ZM107 63H108V62H107ZM122 63H123V62H122ZM154 63H155V62H154ZM191 63H192V62H191ZM241 63H242V62H241ZM249 63H251V62H249ZM256 63H257V62H256ZM260 63H261V60H260V62H259V64H258V66H260ZM2 64H3V63H2ZM6 64H8V63H6ZM31 64H32V63H31ZM33 64H34V63H33ZM54 64H55V63H54ZM69 64H70V63H69ZM80 64H81V63H80ZM98 64H99V62H98ZM111 64H112V63H111ZM123 64H124V63H123ZM123 64H122V65H123ZM133 64H134V63H133ZM159 64H160V63H159ZM173 64H175V63H173ZM189 64H190V63H189ZM189 64H188V68L190 67ZM214 64H215V63H214ZM217 64H218V63H217ZM233 64H234V63H233ZM3 65H4V64H3ZM18 65H19V64H18ZM37 65H38V64H37ZM55 65H57V64H55ZM59 65H60V63H59ZM65 65H66V64H65ZM90 65H91V64H90ZM95 65H96V64H95ZM108 65H109V63H108ZM108 65H107V66H108ZM114 65H115V64H114ZM127 65H128V64H127ZM150 65H151V64H150ZM166 65H167V64H166ZM180 65H181V64H180ZM190 65H192V64H190ZM210 65H211V64H210ZM215 65H216V64H215ZM218 65H219V64H218ZM218 65H217V66H218ZM239 65H240V64H239ZM252 65L254 66L255 64L252 63ZM11 66H12V65H11ZM26 66H27V64H26ZM35 66H36V65H35ZM38 66H39V65H38ZM40 66H41V65H40ZM100 66H101V65H100ZM112 66H113V64H112ZM112 66H111V68H112ZM123 66H124V65H123ZM151 66H152V65H151ZM154 66H156V65H154ZM157 66H159V65L157 64ZM157 66H156V67H157ZM164 66H165V65H164ZM164 66H163V68H164ZM175 66H177V65H175ZM181 66H182V65H181ZM185 66H186V65H185ZM192 66L194 67V65H192ZM192 66H191V67H192ZM230 66H231V65H230ZM237 66H238V65H237ZM255 66H256V65H255ZM52 67H53V66H52ZM52 67L50 66L49 68H52ZM54 67H55V66H54ZM56 67H57V66H56ZM66 67H67V66H66ZM70 67H71V66H70ZM84 67H85V66H84ZM93 67L97 68L96 66H93ZM104 67H105V66H104ZM113 67H114V66H113ZM127 67H128V66H127ZM152 67H153V66H152ZM168 67H170V66L168 65ZM171 67H172V66H171ZM171 67L169 68L170 71H171V69H172ZM178 67H179V66H178ZM178 67H176V68H178ZM210 67H212V66H210ZM220 67H221V66H220ZM234 67H235V66H234ZM240 67H241V65H240ZM1 68H2V67H1ZM24 68H25V67H24ZM76 68H77V67H76ZM86 68H87V67H86ZM105 68H106V67H105ZM121 68H122V66H121ZM123 68H124V67H123ZM153 68H155V67H153ZM194 68H196V67H194ZM207 68H208V67H207ZM216 68H217V67H216ZM218 68H219V66H218ZM218 68H217V69H218ZM237 68H239V67H237ZM254 68H255V67H254ZM258 68H259V67H258ZM19 69H20V68H19ZM21 69H22V68H21ZM54 69H55V68H54ZM58 69H59V68H58ZM67 69H68V68H67ZM97 69H98V68H97ZM112 69H113V68H112ZM158 69H159V68H158ZM161 69H162V68H161ZM173 69H175V68H173ZM173 69H172V70H173ZM178 69H180V68H178ZM208 69H209V68H208ZM220 69H221V68H220ZM230 69H231V68H229L228 70H230ZM233 69H234V68L232 67L231 71H232ZM240 69H241V68H240ZM0 70H1V69H0ZM24 70H25V69H24ZM37 70H39V69H37ZM64 70H65V69H64ZM70 70H71V69H70ZM113 70H114V69H113ZM115 70H117V69H115ZM164 70H165V69H164ZM184 70H185V68H184ZM191 70H194V69H191ZM198 70H199V69H198ZM242 70H243V69H242ZM245 70H246V69H245ZM250 70H252V69H250ZM250 70L248 71L249 73L251 72ZM9 71H10V69H9ZM46 71H47V70H46ZM85 71H87V70H85ZM95 71H96V70H95ZM101 71H102V70H101ZM124 71H125V70H124ZM159 71H160V70H159ZM173 71H177V70L175 69V70H173ZM185 71H186V70H185ZM189 71H190V70H189ZM195 71H196V69H195ZM195 71H194V72H195ZM199 71H200V70H199ZM201 71H202V70H201ZM205 71H206V70H205ZM210 71H213V69H211ZM210 71L208 70V72H210ZM240 71H241V70H240ZM240 71H239V72H240ZM2 72H3V71H1V74H2ZM38 72H40V71H38ZM53 72H54V71H53ZM64 72H65V71H64ZM80 72H81V71H80ZM87 72H90V71H87ZM87 72H86V73H87ZM92 72H93V71H92ZM97 72H98V71H97ZM106 72H107V71H106ZM111 72H112V71H111ZM115 72H116V71H115ZM154 72H155V71H154ZM165 72H168V71H165ZM177 72H178V71H177ZM177 72H176V73H177ZM197 72H198V71H197ZM202 72H203V71H202ZM214 72H216V71H213V73H214ZM218 72H219V70H218L216 73H218ZM220 72H221V71H220ZM222 72H223V74H224V72L226 73V70H225V71L222 70ZM228 72H229V71H228ZM239 72H238V77H239ZM243 72H244V71H243ZM17 73H18V72L16 71V74H17ZM32 73H33V72H32ZM56 73H57V71H56ZM84 73H85V72H84ZM94 73H95V72H94ZM98 73H99V72H98ZM160 73H161V72H160ZM169 73H170V72H169ZM172 73H173V72H172ZM187 73H188V72H187ZM195 73H196V72H195ZM195 73H194V75H195ZM204 73H205V72H204ZM234 73H236L235 70H233V74H234ZM5 74H6V73H5ZM10 74H11V73H10ZM50 74H51V73H50ZM74 74H75V72H74ZM78 74H79V73H78ZM102 74H103V73H102ZM178 74H179V73H178ZM191 74H192V72H191ZM196 74L198 75V73H196ZM199 74H200V73H199ZM205 74H207V73H205ZM221 74H222V73H221ZM223 74H222V75H223ZM236 74H237V73H236ZM236 74H235V75H236ZM245 74H246V73H245ZM245 74H244V75H245ZM82 75H83V74H82ZM111 75H113V74L111 73ZM129 75H130V74H129ZM133 75H134V74H133ZM167 75H168V74H167ZM170 75H172V74H170ZM173 75H174L175 78H176V75H177V74L175 75V73H173ZM180 75H181V69H180ZM182 75H183V74H182ZM185 75H186V74H185ZM194 75H192V76H194ZM209 75H210V73H209ZM219 75H220V74H219ZM222 75H221V77H222ZM235 75H234L233 77H235ZM263 75H264V73H263ZM263 75H262V76H263ZM22 76H23V75H22ZM35 76H37V75H35ZM44 76H45V75H44ZM60 76H61V75H60ZM68 76H69V75H68ZM83 76H84V75H83ZM89 76H91V75H89ZM94 76H97V75H94ZM108 76H110V74H108ZM131 76H132V74H131ZM190 76H191V75H190ZM192 76H191V77H192ZM223 76H224V75H223ZM6 77H7V76H6ZM10 77H11V76H10ZM19 77H20V75H19ZM23 77H24V76H23ZM25 77H26V76H25ZM30 77H31V76H30ZM74 77H75V76H74ZM74 77H73V78H74ZM76 77H77V76H76ZM81 77H82V76H81ZM106 77H107V76H106ZM125 77H126V76H125ZM125 77H124V78H125ZM129 77H130V76H129ZM154 77H155V76H154ZM159 77H160V76H159ZM185 77H186V76H185ZM238 77L235 78V79H237V80L239 81ZM245 77H247V76H245ZM254 77H255V76H254ZM263 77H264V76H263ZM11 78H12V77H11ZM21 78H22V77H21ZM43 78H44V77H43ZM58 78H59V77H58ZM58 78H57V79H58ZM88 78L90 79V77H88ZM91 78H92V77H91ZM96 78H97V77H96ZM99 78H100V77H98V79H99ZM103 78H104V77H103ZM103 78H102V79H103ZM122 78H123V77H122ZM169 78H171V77H169ZM177 78H179L178 80H180L181 76H179V77H177ZM182 78H183V76H182ZM187 78H188V75H187ZM189 78H190V77H189ZM189 78H188V79H189ZM213 78H214V75H213ZM215 78H216V77H215ZM241 78H242V76H241ZM241 78H240V81H239V82H242L243 79H246V78L243 77V79L241 80ZM251 78H252V77H251ZM14 79H15V78H14ZM17 79H18V78H17ZM23 79H24V78H23ZM35 79H36V78H35ZM93 79H94V78H93ZM102 79H101V81H102ZM112 79H113V78H112ZM114 79H115V78H114ZM130 79H131V77H130ZM132 79H133V78H132ZM134 79H135V78H134ZM162 79H163V78H162ZM194 79H196V80H194V81L201 80V78L199 79V78H197V77L194 78ZM203 79H205V77H204ZM230 79H231V78H230ZM233 79H234V78H233ZM233 79H232V82H233V84H234V83H235V82H234L235 80H233ZM254 79H255V78H254ZM8 80H9V79H8ZM11 80H12V79H11ZM18 80H19V79H18ZM41 80H43V79H41ZM64 80H65V78H64ZM72 80H73V79H72ZM82 80H83V78H82ZM135 80H136V79H135ZM141 80H142V79H141ZM158 80H160V79L158 78ZM169 80H170V79H169ZM184 80L186 81V79H184ZM191 80H192V79H191ZM214 80H215V79H214ZM248 80H251V79H248ZM27 81H28V80H27ZM35 81H36V80H35ZM45 81H46V80H45ZM45 81H44V82H45ZM139 81H140V80H139ZM160 81H161V80H160ZM160 81H159V82H160ZM162 81H163V80H162ZM170 81H171V80H170ZM185 81H184V82H185ZM187 81H188V80H187ZM251 81H252V80H251ZM8 82H9V81H8ZM10 82H11V81H10ZM13 82H15V80H14ZM79 82H80V80H79ZM90 82H91V81H90ZM92 82H94V81H92ZM110 82H111V81H110ZM118 82L120 83V81H118ZM123 82H124V80L122 81V83H123ZM141 82H142V81H141ZM143 82H144V81H143ZM153 82H154V81H153ZM159 82H157V83L159 84ZM163 82H165V80H164ZM173 82H174V80H173ZM173 82H172V83H173ZM215 82H216V81H215ZM263 82H264V81H263ZM82 83H83V82H82ZM86 83H87V82H86ZM88 83H89V82H88ZM94 83H95V82H94ZM102 83H103V81H102ZM165 83H166V82H165ZM165 83H163V84H165ZM167 83H168V82H167ZM177 83H178V82H177ZM177 83H176V84H177ZM179 83H180V82H179ZM186 83H187V82H186ZM201 83H202V82H201ZM206 83H207V82H206ZM206 83H205V84H206ZM236 83L238 84V82H236ZM77 84H78V83H77ZM84 84H85V83H84ZM89 84H90V83H89ZM128 84H129V83H128ZM174 84H175V82H174ZM176 84H175V85H176ZM180 84H181V83H180ZM187 84H188V83H187ZM195 84H196V83H195ZM230 84H231V83H230ZM82 85H83V84H82ZM114 85H115V84H114ZM142 85H143V84H142ZM149 85H150V84H149ZM149 85H148V88H149ZM165 85H166V84H165ZM177 85H178V84H177ZM196 85H197V84H196ZM202 85H203V84H202ZM202 85H201V86H202ZM79 86H81V84H80ZM115 86H116V85H115ZM140 86H141V85H140ZM150 86H151V85H150ZM154 86H155V84H154ZM161 86H162V88H163V85H161ZM181 86H182V85H181ZM185 86H186V85H185ZM188 86H189V85H188ZM192 86H193V84H192ZM194 86H195V85H194ZM198 86L200 87L199 82H198ZM205 86H206V85H205ZM236 86H237V85H236ZM83 87H84V86H83ZM119 87H120V86H119ZM144 87H145V85H144ZM152 87H153V86H152ZM158 87H159V86H158ZM164 87H165V86H164ZM173 87H174V85H173ZM177 87H178V86H177ZM183 87H184V85H183ZM183 87L181 88L182 91H184V88H183ZM239 87H241V86H239ZM41 88H42V87H41ZM169 88H170V86H169ZM175 88H176V87H175ZM190 88H191V90H193V87H190ZM196 88H197V87H196ZM203 88H204V85H203ZM242 88H243V87H242ZM246 88H247V87H246ZM135 89H136V87H135ZM142 89H143V88H142ZM197 89H198V88H197ZM199 89H201V91H202V88H201V87H200ZM206 89H207V86H206ZM243 89H245V87H244ZM39 90H41V89H39ZM119 90L122 91L120 88H119ZM128 90H130V86H129ZM170 90H171V88H170ZM187 90H190V89H186V91H187ZM194 90H195V89H194ZM246 90H248V89H246ZM107 91H108V90H107ZM123 91H124V90H123ZM123 91H122V92H123ZM135 91H136V90H135ZM143 91H144V89H143ZM165 91H167V90H165ZM155 92H157V91H155ZM155 92H153V93H155ZM159 92H161V91L159 90ZM172 92L174 93V91H172ZM175 92H176V89H175ZM207 92H208V91H207ZM207 92L205 93V91H203V93H204L205 95L209 93V92H208V93H207ZM243 92H244V91H243ZM259 92H260V91H259ZM124 93H125V92H124ZM124 93H123V94H124ZM137 93H138V91H137ZM137 93H136V95H137ZM173 93H171V94L174 95L175 93H174V94H173ZM177 93H178V91H177ZM180 93H181V92H180ZM180 93H178V94L180 95ZM185 93H186V92H185ZM185 93L183 92L184 95H185ZM189 93H190V91H189L188 93H186V94L189 96ZM196 93H197V92H196ZM200 93H202V92H200ZM203 93H202V94H203ZM247 93H248V92H247ZM250 93H251V92H250ZM250 93H249V94H250ZM116 94H118V93H116ZM127 94H128V93H127ZM131 94H132V93H131ZM139 94H142V93L140 92ZM155 94H156V93H155ZM160 94H161V93H160ZM162 94H163V93H162ZM194 94H195V93H194ZM209 94H210V93H209ZM259 94H260V93H259ZM261 94H263V93H261ZM261 94H260V95H261ZM26 95H27V94H26ZM26 95H24V96H26ZM41 95H42V94H41ZM118 95H119V94H118ZM124 95H125V94H124ZM136 95H135V96H136ZM149 95H150V94H149ZM164 95H165V94H163V95H161V96H164ZM166 95H167V94H166ZM166 95H165V96H166ZM191 95H192V94H191ZM210 95H211V94H210ZM222 95H223V94H222ZM222 95H221V96H222ZM119 96H120V95H119ZM130 96H131V95H130ZM138 96H139V95H138ZM140 96H141V95H140ZM146 96H148V95L146 94ZM146 96H145V97H146ZM150 96H151V95H150ZM150 96H149V97H150ZM154 96H155V95H154ZM156 96H157V95H156ZM158 96H160V95L158 94ZM192 96H193V95H192ZM202 96H203V95H202ZM211 96H212V95H211ZM221 96H220V97H221ZM250 96H251V95H250ZM252 96H253V95H252ZM252 96H251V97H252ZM258 96H259V95H258ZM261 96H262V95H261ZM16 97H18V96L16 95ZM21 97H22V96H21ZM112 97H113V96H112ZM112 97H111V98H112ZM126 97H128V96H126ZM131 97H132V96H131ZM141 97H142V96H141ZM149 97H148V98H149ZM167 97H168V95H167ZM198 97H199L198 99H200V96H198ZM206 97H207V95H206ZM119 98H120V97H119ZM137 98H138V97H137ZM157 98H158V97H157ZM176 98H177V97H175L174 99H176ZM181 98H183V97H180V99H181ZM184 98H186V97H184ZM184 98H183V99H184ZM187 98H189V97H187ZM201 98H204V96L201 97ZM221 98H222V97H221ZM236 98H237V97H236ZM252 98H253V97H252ZM259 98H260V96H259ZM149 99H150V98H149ZM153 99H154V98H153ZM163 99H165V97H164ZM189 99H190V98H189ZM192 99H193V97H192ZM254 99H255V98H254ZM262 99H264V98H262ZM128 100H129V99H128ZM154 100H155V99H154ZM165 100H167V98H166ZM170 100H171V99H170ZM170 100H169V101H170ZM190 100H191V99H190ZM190 100H189V101H190ZM194 100H195V99H193V102H196V101H194ZM206 100H207V99H206ZM209 100H210V98H209ZM211 100H212V99H211ZM251 100H252V99H251ZM259 100H260V99H259ZM131 101H132V100H131ZM158 101H159V100H158ZM180 101H181V103H182V100H180ZM180 101H179V102H180ZM189 101H188L187 103L191 104V105L193 106V108L199 106L198 104H197L198 106H194L196 103L193 105V104L190 103ZM203 101H204V100H203ZM222 101H223V100H222ZM231 101H232V100H231ZM234 101H236V100H234ZM234 101H233V102H234ZM121 102H122V100H121ZM173 102H174V101H173ZM179 102H178V103H179ZM184 102H185V101H184ZM191 102H192V101H191ZM200 102H201V101H199L198 103H200ZM236 102H237V101H236ZM256 102H257V101H256ZM260 102H261V101H260ZM147 103H148V102H147ZM154 103H157V102L154 101ZM160 103H161V102H160ZM225 103H226V102H225ZM234 103H235V102H234ZM238 103H239V102H238ZM257 103H259V102H257ZM126 104H127V103H126ZM128 104H129V103H128ZM131 104H132V103H131ZM131 104H130V106H131ZM136 104H137V103H136ZM138 104H141V103H138ZM165 104H166V103H165ZM175 104H176V103H175ZM189 104H187V105L189 106ZM205 104H206V103H205ZM207 104H208V103H207ZM209 104L211 105V104H212V101H211V103H209ZM134 105H135V104H134ZM152 105H154V104L152 103ZM156 105H158V104H156ZM156 105H155V106H156ZM159 105H160V104H159ZM159 105H158V106H159ZM181 105H182V104H181ZM181 105H180V106H181ZM232 105H233V103H232ZM235 105L237 106L236 103H235ZM256 105H257V104H256ZM258 105H261V104H258ZM258 105H257V106H258ZM130 106L128 105V107H130ZM132 106H133V105H132ZM138 106H139V105H138ZM155 106H154V107H155ZM160 106H161V105H160ZM171 106H172V104H171ZM171 106H170V107H171ZM175 106H177V105H175ZM192 106H189V109L192 110V109H193V108H191ZM205 106H206V105H205ZM207 106H208V105H207ZM262 106H263V105H262ZM123 107H124V104H123ZM125 107H126V106H125ZM125 107H124V108H125ZM135 107H136V106H135ZM139 107H140V106H139ZM139 107H138V108H139ZM151 107H152V106H151ZM166 107H167V106H166ZM168 107H169V106H168ZM182 107H183V106H182ZM182 107H181V108H182ZM201 107H202V106H201ZM216 107H217V106H216ZM231 107H234V106H231ZM132 108H133V107H131V110H130V109H129V110L132 111V110H133ZM159 108H160V107H159ZM161 108H162V107H161ZM183 108H184V107H183ZM186 108H188V107H186ZM202 108H203V107H202ZM236 108H237V107H236ZM249 108H250V107H249ZM139 109H140V108H139ZM170 109H171V108H170ZM196 109H197V108H196ZM196 109H195V110H196ZM253 109H254V108H253ZM123 110H124V109H123ZM145 110H146V108H144V111H145ZM165 110H166V109H165ZM171 110H172V109H171ZM175 110H176V109L174 108V111H175ZM184 110H185V109H184ZM187 110H188V109H187ZM187 110H186V112H187ZM193 110H194V109H193ZM135 111H136V110H135ZM146 111L149 112V110H146ZM146 111H145V112H146ZM151 111H152V110H151ZM155 111H157V110H155ZM155 111H154V113H155ZM182 111H183V109H182ZM200 111H202V110H200ZM200 111H198V109H197V112H200ZM260 111H261V110H260ZM132 112H134V110H133ZM136 112H137V111H136ZM141 112H142V111H141ZM159 112H161V111H159ZM168 112H169V111H168ZM179 112H180V111H179ZM184 112H185V111H184ZM186 112H185V113H186ZM188 112H190V111H188ZM188 112H187L188 115H189L190 113H192V115H193V113H194V112H192V111H191L190 113H188ZM231 112H232V111H231ZM151 113H152V112H151ZM154 113H153V114H154ZM156 113H157V112H156ZM165 113H167V112H165ZM165 113H164V114H165ZM177 113H178V112H177ZM143 114H144V113H143ZM145 114H147V112H146ZM173 114H174V113L172 112V115H173ZM181 114H182V112H181ZM181 114L178 113L177 115H181ZM187 114H186V116H187ZM195 114H197V113H195ZM200 114H202V113H200ZM213 114H214V113H213ZM147 115H149V114H147ZM162 115H163V114H162ZM162 115H161V116H162ZM172 115H171V116H172ZM254 115H255V114H254ZM257 115H258V114H257ZM144 116H145V115H144ZM157 116H160V115H158V113H157ZM161 116H160V117H161ZM169 116H170V115H168V117H169ZM194 116H195V115H194ZM198 116H199V115H198ZM203 116H204V115H203ZM244 116H245V115H244ZM262 116H263V115H262ZM174 117H175V116H174ZM195 117H197V116H195ZM200 117H202V116H200ZM213 117H214V116H213ZM245 117H246V116H245ZM153 118H154V116H153ZM155 118H156V117H155ZM155 118H154V120H155ZM170 118H171V117H170ZM170 118H168V120H169ZM177 118H179V116H178ZM259 118H261V117L259 116ZM175 119H176V118H175ZM175 119H174V120H175ZM220 119H221V118H220ZM234 119H236V118H234ZM248 119H249V118H248ZM157 120H158V119H157ZM160 120H162V119H160ZM164 120L167 121V119H164ZM171 120H172V118H171ZM177 120H179V119H177ZM181 120H182V116H181ZM187 120H188V119H187ZM204 120H205V119H204ZM204 120L202 119L201 124H202L203 122H205ZM206 120H207V119H206ZM237 120H238V119H237ZM258 120H259V119H258ZM155 121H156V120H155ZM162 121H163V120H162ZM179 121H180V120H179ZM195 121L197 122L196 119H195ZM209 121H210V120H209ZM213 121H214V120H213ZM213 121H212V122H213ZM242 121H243V120H242ZM156 122H158V121H156ZM183 122H184V121H183ZM183 122H182V123H183ZM189 122H191V120H189ZM192 122H193V121H192ZM192 122H191L190 124H192ZM199 122H200V121H199ZM199 122H198V124H199ZM172 123H173V122H172ZM182 123H181V125H182ZM185 123H187V122L185 121ZM205 123L207 124V122H205ZM208 123H209V122H208ZM214 123H215V122H214ZM224 123H225V122H224ZM252 123H253V122H252ZM257 123H258V122H257ZM162 124H163V123H162ZM168 124H169V123H168ZM175 124L178 125L176 122H175ZM201 124H200V125H201ZM158 125H160V124H158ZM181 125H180V127H182ZM186 125H189V124H186ZM192 125L194 126V124H192ZM192 125H191V126H192ZM169 127H170V126H169ZM173 127H174V126H173ZM180 127H178L179 130L182 129V128L180 129ZM187 127H189V126H187ZM200 127H201V126H200ZM209 127H210V125H209ZM244 127H245V126H244ZM178 128H177V129H178ZM183 128H184V127H183ZM191 128H192V127H191ZM201 128H202V127H201ZM174 129H176V127H174ZM185 129H186V128H184V130H185ZM182 130H183V129H182ZM186 130H187V129H186ZM186 130H185V132H186ZM256 130H257V128H256ZM174 131H175V130H174ZM191 131H192V130H191ZM194 131H195V130H194ZM196 131H197V130H196ZM203 131H204V129H203ZM203 131H202V132H203ZM181 132H182V131H181ZM181 132L179 131V133H181ZM182 133H183V132H182ZM182 133H181V135H180V134H178V135H179V136H182ZM186 133H188V131H187ZM194 134H196V133H193V135H194ZM198 134H199V133H198ZM198 134L195 135L196 141H197V135H198ZM200 134H202V133H200ZM208 134H209V133H208ZM189 135H192V134H189ZM205 136H206V135H205ZM205 136H204V138L207 137V136H206V137H205ZM248 136H249V135H248ZM182 137H183V136H182ZM216 137H217V136H216ZM183 138H184V137H183ZM185 138H186V137H185ZM193 138H194V137H193ZM198 138H199V137H198ZM200 138L202 139L201 136H200ZM204 138H203V140H201V139L198 140V143L201 142V141H204ZM219 138H220V137H218L217 139H219ZM180 139H181V141H182V138H180ZM187 139H188V138H187ZM191 139H192V138H190V140H188V141L190 142V141H193V140H194V139H192V140H191ZM210 139H211V138H210ZM185 140H186V139H185ZM215 140H216V139H215ZM245 140H246V139H245ZM175 141H176V140H175ZM196 141H195V143H196ZM173 142H174V140H173ZM182 142H183V141H182ZM219 142H220V141H219ZM176 143H177V142H176ZM190 143H191V142H190ZM192 143H194V141H193ZM198 143H197V144H198ZM204 143H205V142H203V144H204ZM208 143H209V142H208ZM242 143H243V142H242ZM168 144H170V142H169ZM181 144H182V143H181ZM185 144H186V143H185ZM188 144H189V143H188ZM211 144H212V143H211ZM215 144H216V143H215ZM224 144H225V143H224ZM246 144H247V143H245L244 146H245ZM172 145H173V144H172ZM177 145H178V144H177ZM208 145H209V147H210V143H209ZM217 145H218V144H217ZM219 145H221V142L219 143ZM225 145H227V144H225ZM225 145H224V147H223L224 149L226 148ZM169 146H170V145H169ZM182 146H183V145H182ZM188 146H189V145H188ZM188 146H186V148H187ZM191 146H193V145L190 144V147H191ZM201 146H203V145H201ZM212 146H215V147H216V145H214V144L211 145V147H212ZM222 146H223V145H222ZM227 146H228V145H227ZM238 146H239V145H238ZM238 146H237V147H238ZM163 147H164V145H163ZM193 147H194V146H193ZM197 147H199V145H198ZM204 147H205V146H204ZM207 147H208V146H207ZM209 147H208V148H209ZM239 147H240V146H239ZM246 147H247V146H246ZM248 147H249V145H248ZM168 148H169V147H168ZM168 148H167V149H168ZM177 148H178V147H177ZM182 148H185V147L183 146ZM208 148H207V149H208ZM230 148H231V147H230ZM164 149H166V148H164ZM174 149H175V148H174ZM195 149L198 150L197 148H195ZM203 149H204V148H203ZM212 149H213V147H212ZM218 149H219V147H218ZM221 149H222V148H221ZM253 149H254V148H253ZM158 150H159V149H158ZM161 150H162V146H161L160 151H161ZM189 150H190V148H189ZM200 150H201V149H200ZM205 150H206V149H205ZM236 150H237V149H236ZM249 150H250V149H249ZM249 150H248V152H249ZM254 150H258V149H254ZM160 151H159V152H160ZM177 151H178V150H177ZM185 151H186V149H184V152H185ZM191 151H192V149H191ZM208 151H209V150H208ZM208 151H207L206 153H208ZM215 151H217V150H215ZM238 151H239V150H238ZM243 151H244V150H243ZM157 152H158V151H157ZM184 152H183V154H184ZM186 152L188 153V151H186ZM202 152H203V151H202ZM209 152H211V150H210ZM213 152H214V149L212 150V153H213ZM230 152H231V151H230ZM253 152H254V151H253ZM174 153H175V152H174ZM180 153H181V152H180ZM196 153H197V151H196ZM206 153H205V154H206ZM223 153H224V152H223ZM234 153H235V152H234ZM256 153H257V152H256ZM2 154H3V153H2ZM181 154H182V153H181ZM190 154H191V153H190ZM197 154H198V153H197ZM200 154H201V152H200ZM200 154H199V155H200ZM202 154H203V153H202ZM218 154H220V153L218 152ZM229 154H230V153H229ZM171 155H172V154H171ZM185 155H186V153H185ZM194 155H196V154H194ZM220 155H221V154H220ZM224 155H225V154H224ZM224 155H223V156H224ZM231 155H233V153H232ZM235 155H236V154H235ZM241 155H243V154H241ZM253 155H255V154H253ZM167 156H168V155H167ZM172 156H173V155H172ZM180 156H181V155H180ZM188 156H189V155H188ZM190 156H191V155H190ZM237 156H239V155H237ZM251 156H252V155H251ZM3 157H4V156H3ZM170 157H171V156H170ZM186 157H187V156H186ZM207 157H208V156H207ZM207 157H206V158H207ZM209 157H213V156H209ZM217 157H218V156H217ZM217 157H216V158H217ZM226 157H228V153H227V156H226ZM235 157H236V156H235ZM241 157H242V156H241ZM248 157H249V156H248ZM1 158H2V157H1ZM4 158H5V157H4ZM4 158H2V159H4ZM172 158H173V157H172ZM176 158H177V157H176ZM183 158H184V157H183ZM201 158H202V157H201ZM201 158H200V159H201ZM229 158H230V156H229ZM236 158H237V157H236ZM238 158H239V157H238ZM253 158H254V156H253ZM161 159H162V158H161ZM166 159H167V157H166ZM179 159H180V158H179ZM189 159H190V157H188V161H189ZM195 159H196V158H195ZM203 159H205V158L203 157ZM209 159H210V158H209ZM209 159H208V160H209ZM224 159H225V158H224ZM230 159H231V158H230ZM244 159H245V158H244ZM248 159H249V158H248ZM4 160H5V159H4ZM169 160H171V158H170ZM174 160H175V159H174ZM181 160H183V159L181 158ZM186 160H187V159H186ZM213 160H214V159H212L211 161H213ZM225 160H227V159H225ZM232 160H234V159H232ZM232 160H231L230 162H232ZM250 160L253 161L252 158H251ZM257 160H258V158H257ZM5 161H6V160H5ZM5 161H4V162H5ZM171 161H172V160H171ZM179 161H180V160H179ZM184 161H185V160H184ZM196 161H197V160H196ZM196 161H195V162H196ZM198 161H199V159H198ZM198 161H197V162H198ZM200 161H201V160H200ZM218 161H219V160H218ZM218 161H217V162H218ZM237 161H238V160H237ZM246 161H247V159H246ZM203 162H204V161H203ZM213 162H214V161H213ZM213 162H212V163H213ZM248 162H249V161H248ZM199 163H200V162H199ZM209 163H210V162H209ZM225 163H226V162H225ZM234 163H235V165H236L237 162L234 161ZM239 163H240V162L238 161V164H239ZM5 164H7V163L5 162ZM189 164H190V163H189ZM197 164H198V163H197ZM201 164H202V163H201ZM203 164H204V163H203ZM213 164H214V163H213ZM231 164H232V163H231ZM238 164H237V165H238ZM245 164H246V162H245ZM249 164H250V162H249ZM195 165H196V164H195ZM218 165H219V164H218ZM227 165H229V164H227ZM233 165H234V164H233ZM191 166L193 167L192 164H191ZM196 166H197V165H196ZM213 166H214V165H213ZM213 166H212V167H213ZM219 166H220V165H219ZM252 166H253V165H252ZM256 166H257V165H256ZM27 167H28V166H27ZM32 167H33V166H32ZM202 167H203V166L201 165L200 168H202ZM205 167H206V165H205ZM205 167H204V168H205ZM2 168H3V167H2ZM24 168H25V167H24ZM33 168H35V167H33ZM198 168H199V167H198ZM206 168H207V167H206ZM210 168H211V167H210ZM215 168H216V166H215ZM228 168H229V167H228ZM217 169H218V167H217ZM219 169H220V168H219ZM219 169H218V170H219ZM240 169H241V168H240ZM245 169H246V168H245ZM32 170H33V169H32ZM34 170H35V169H34ZM34 170H33V171H34ZM198 170H199V169H198ZM202 170H203V171H202L201 175H202V174L204 175V174H205V173H204V169H202ZM208 170H210V169H208ZM227 170H228V169H227ZM227 170H226V171H227ZM229 170H230V172H232V171H231L232 169H229ZM234 170H235V169H234ZM234 170H233V171H234ZM255 170H256V169H255ZM258 170H259V169H258ZM38 171H39V170H38ZM219 171H220V170H219ZM219 171H218V172H219ZM246 171H247V170H246ZM28 172H29V171H28ZM35 172H36V171H35ZM35 172H34V173H35ZM206 172H207V171H206ZM216 172H217V170H216ZM237 172H238V171H237ZM244 172H245V170H244ZM255 172H256V171H255ZM36 173H37V172H36ZM213 173H214V172H213ZM221 173H222V171H221ZM223 173H224V172H223ZM226 173H227V172H226ZM226 173H225V174H226ZM234 173H236V171H234ZM252 173H254V172H252ZM252 173H250V174H252ZM197 174L199 175L200 173L198 172ZM228 174H229V173H228ZM230 174H231V173H230ZM241 174H242V172L240 173V175H241ZM254 174H255V173H254ZM0 175H1V174H0ZM4 175H5V174H4ZM198 175H197V176H198ZM201 175H199V176H201ZM205 175H206V174H205ZM205 175H204V176H205ZM214 175H215V174H214ZM231 175H232V174H231ZM255 175H256V174H255ZM5 176H6V175H5ZM5 176H4V177H5ZM204 176H203V177H204ZM216 176H217V175H216ZM232 176H233V175H232ZM234 176H235V174H234ZM236 176H238V175H236ZM259 176H260V175H259ZM207 177H208V176H207ZM223 177H224V176H223ZM226 177H227V176H226ZM226 177H225V178H226ZM242 177H244V176H242ZM253 177H254V176H253ZM0 178H1V177H0ZM40 178H41V177H40ZM221 178H222V177H221ZM256 178H257V177H256ZM2 179H3V178H2ZM210 179H211V178H210ZM219 179H220V178H219ZM228 179H230V178H228ZM250 179H251V178H250ZM257 179H258V178H257ZM44 180H45V179H44ZM201 180H202V179H201ZM206 180H207V179H206ZM213 180H214V179H213ZM213 180H211V181H213ZM222 180H223V179H222ZM225 180H226V179H225ZM231 180H232V179H230V182H231ZM255 180H256V179H255ZM258 180H259V179H258ZM214 181H215V180H214ZM219 181H220V180H218V182H219ZM226 181H229V180H226ZM232 181H233V180H232ZM236 181H237V180H236ZM250 181H251V180H250ZM1 182H3V181L1 180ZM206 182H207V181H206ZM215 182H216V181H215ZM220 182H221V181H220ZM240 182H241V181H240ZM243 182H244V181H243ZM254 182H256V181H254ZM257 182L259 183V181H257ZM6 183L9 184L8 181H7ZM231 183H233V182H231ZM237 183H238V182H237ZM258 183H257V184H258ZM233 184H234V183H233ZM263 185H264V184H263ZM6 186H7V185H6ZM237 186H238V185H237ZM7 187H8V186H7ZM235 187H236V185H235ZM255 187H256V186H255ZM207 188H208V186H207ZM238 188L240 189L239 186H238ZM256 188H258V187H256ZM259 188H261V187H259ZM216 189H217V188H216ZM216 189H215V190H216ZM228 189H230V188H228ZM234 189H236V188H234ZM234 189H233V190L231 189V191H234ZM239 189H238V190H239ZM254 189H255V188H254ZM206 190H207V189H206ZM217 190H218V189H217ZM242 191H243V190H242ZM242 191L240 190V193H241ZM249 191H250V190H249ZM255 191H256V190H255ZM260 191H261V190H260ZM216 192H217V191H216ZM235 192H236V191H235ZM235 192H234L233 194H235ZM244 192H245V191H244ZM251 192H252V191H251ZM256 192H257V191H256ZM258 192H259V191H258ZM261 192H262V191H261ZM225 193H226V192H225ZM246 193H247V192H246ZM254 193H255V192H254ZM9 194H10V193H9ZM209 194H210V192H209ZM211 194H212V193H211ZM257 194H258V193H257ZM215 195H216V194H215ZM215 195H214V196H215ZM218 195H219V194H218ZM222 195H223V194H222ZM248 195H249V193H248ZM258 195H259V194H258ZM11 196H12V195H11ZM214 196H213V197H214ZM254 196H255V194H254ZM208 197H209V196H208ZM223 197H225V196H223ZM235 197H237V196H235ZM239 197H240V195H239ZM7 200H8V199H7ZM37 202H38V201H37ZM30 204H31V203H30ZM36 205H37V204H36ZM39 206H40V205H39ZM2 208H3V207H2ZM2 212H3V211H2ZM35 215H36V214H35ZM107 221H108V220H107ZM49 222H50L51 224H55L54 221L49 220ZM112 222H113V221H112ZM96 223H97V222H96ZM96 223H95V224H96ZM57 225H58V224H56V226H57ZM63 225H65V224L63 223ZM111 225H112V224H111ZM58 227H60V226H58ZM91 228H94L93 223H92V225H91ZM95 228H96V226H95ZM57 229H58V228H57ZM60 229H61V230L63 229V230L65 231V230H66V227H63V228L60 227ZM60 229H59V230H60ZM63 230L60 231V232L63 233ZM22 231H23V230H22ZM104 231H105V230H104ZM167 231H168V230H167ZM24 232H25V231H24ZM79 232H80V231H79ZM164 232H165V231H164ZM29 233H31V231H30ZM158 233H159V232H158ZM172 233H173V232H172ZM27 234H28V233H27ZM159 234H161V233H159ZM162 234H163V233H162ZM168 234H170V232H169ZM164 235H165V234H164ZM173 235L175 236L174 233H173ZM42 236H43V235H42ZM42 236H40V237L42 238ZM71 236H72V238H74L75 240H77V245H78V246H83V245L85 246L84 243H79V239H80L81 236H80V234H79L78 232H77V233H74V234H71ZM34 237H35V236H34ZM172 237H173V236H172ZM172 237H171V238H172ZM176 237H177V236H176ZM25 238H26V237H25ZM35 238H36V237H35ZM38 238H39V237H38ZM27 239H28V238H27ZM32 240H33V239H32ZM35 240H36V239H35ZM39 240H40V239H39ZM178 240H179V239H178ZM202 240H203V239H202ZM212 240H213V239H212ZM33 241H34V240H33ZM174 242H175V241H174ZM204 242H205V241H204ZM208 242H209V241H208ZM28 243H30V240H28ZM98 243H100V242H99V239H98ZM98 243H96V245H97ZM180 243H181V241H180ZM94 244H95V243H94ZM178 244H179V242H178ZM178 244H177V245H178ZM181 244H182V243H181ZM184 244H185V243H184ZM88 245H89V247L91 246L90 244H88ZM107 245H108V244H107ZM171 245L173 246L172 243H171ZM182 245H183V244H182ZM186 245H187V244H185V246H186ZM200 245H201V244H200ZM94 246H95V245H94ZM180 246H181V245H180ZM185 246H184V247H185ZM95 247H96V246H95ZM174 247H175V245H174ZM177 247H178V246H177ZM177 247H176V249H177ZM99 248H100V247H99ZM189 248H190V246H189ZM189 248H186V249L189 250ZM178 249H179V248H178ZM190 249H191V248H190ZM209 249H210V246H209ZM180 250H181V248H180ZM180 250H179V252H183L182 250H181V251H180ZM183 250H184V249H183ZM98 251H100V250H98ZM210 251H211V250H210ZM101 252H102L103 255H105V256H107V257H109L110 255L113 254V252H111V250H109V249H108L106 246H104V245H103V247L101 248ZM119 252H120V251H119ZM190 252H191V251H190ZM211 253H215V252L212 251ZM122 254L124 255V253H122ZM147 254L149 255V254H152V253L148 251ZM184 254L186 255V253H184ZM188 255H189V254H188ZM188 255H186V256H188ZM190 255H191V253H190ZM114 256H115V255H114ZM124 256H125V255H124ZM183 256H184V255H183ZM215 256H216V255H215ZM186 259H187V258H186ZM217 259H218V258H217ZM219 259H220V258H219ZM219 259H218V260H219ZM221 259H222V258H221ZM104 260H105V259H104ZM106 260H107V259H106ZM89 264H90V263H89Z\"/></svg>",
	"mask_w": 264,
	"mask_h": 264
}]
</instances>
